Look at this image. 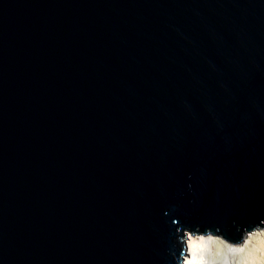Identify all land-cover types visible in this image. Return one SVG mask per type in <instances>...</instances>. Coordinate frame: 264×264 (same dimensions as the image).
Here are the masks:
<instances>
[{
  "label": "water",
  "instance_id": "obj_1",
  "mask_svg": "<svg viewBox=\"0 0 264 264\" xmlns=\"http://www.w3.org/2000/svg\"><path fill=\"white\" fill-rule=\"evenodd\" d=\"M264 220V0H0V264H174L177 227Z\"/></svg>",
  "mask_w": 264,
  "mask_h": 264
},
{
  "label": "clouds",
  "instance_id": "obj_2",
  "mask_svg": "<svg viewBox=\"0 0 264 264\" xmlns=\"http://www.w3.org/2000/svg\"><path fill=\"white\" fill-rule=\"evenodd\" d=\"M237 230L240 239L230 241L218 228L177 227L179 251L170 250L174 264H264V220Z\"/></svg>",
  "mask_w": 264,
  "mask_h": 264
}]
</instances>
